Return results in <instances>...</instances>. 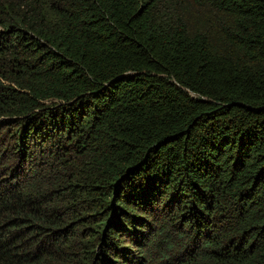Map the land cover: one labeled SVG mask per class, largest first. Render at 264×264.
Returning a JSON list of instances; mask_svg holds the SVG:
<instances>
[{"label": "trees", "instance_id": "trees-1", "mask_svg": "<svg viewBox=\"0 0 264 264\" xmlns=\"http://www.w3.org/2000/svg\"><path fill=\"white\" fill-rule=\"evenodd\" d=\"M0 264H264V0H0Z\"/></svg>", "mask_w": 264, "mask_h": 264}]
</instances>
